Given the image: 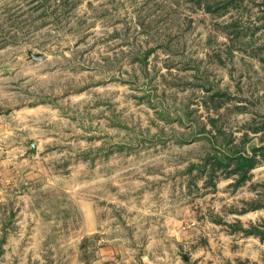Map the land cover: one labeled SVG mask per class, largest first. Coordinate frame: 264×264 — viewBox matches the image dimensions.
<instances>
[{"label":"rangeland","instance_id":"1","mask_svg":"<svg viewBox=\"0 0 264 264\" xmlns=\"http://www.w3.org/2000/svg\"><path fill=\"white\" fill-rule=\"evenodd\" d=\"M263 130L264 0H0V264H264V157L191 170Z\"/></svg>","mask_w":264,"mask_h":264},{"label":"trees","instance_id":"2","mask_svg":"<svg viewBox=\"0 0 264 264\" xmlns=\"http://www.w3.org/2000/svg\"><path fill=\"white\" fill-rule=\"evenodd\" d=\"M217 119V118H216ZM215 118L211 120L212 125H215ZM264 131V130H263ZM221 134V129L219 130ZM223 132V131H222ZM262 132L261 128H255L254 133ZM212 141L214 145V154H207L200 163L192 166L202 171L201 173L208 176V184L215 185L216 172L226 171L228 175H239L236 180V185H240L250 179V172L259 164V158L264 157V139L260 145L253 144L250 149L238 147L233 139H225L219 144V141ZM246 234L255 235L264 240V222L253 225L249 229H245Z\"/></svg>","mask_w":264,"mask_h":264},{"label":"water","instance_id":"3","mask_svg":"<svg viewBox=\"0 0 264 264\" xmlns=\"http://www.w3.org/2000/svg\"><path fill=\"white\" fill-rule=\"evenodd\" d=\"M30 57L35 60L43 61L45 59V56L42 53H29ZM29 149L27 150V154H34L37 151V144L33 139H30L28 141ZM184 258L187 259L186 254L184 255Z\"/></svg>","mask_w":264,"mask_h":264},{"label":"crops","instance_id":"4","mask_svg":"<svg viewBox=\"0 0 264 264\" xmlns=\"http://www.w3.org/2000/svg\"><path fill=\"white\" fill-rule=\"evenodd\" d=\"M116 250L115 245L114 246H103L100 248V255L101 256H109L110 254H114ZM118 253V251L116 252Z\"/></svg>","mask_w":264,"mask_h":264}]
</instances>
